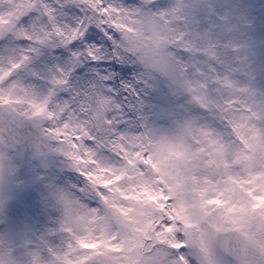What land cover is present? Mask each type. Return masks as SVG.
<instances>
[{"label":"snow or ice","instance_id":"1","mask_svg":"<svg viewBox=\"0 0 264 264\" xmlns=\"http://www.w3.org/2000/svg\"><path fill=\"white\" fill-rule=\"evenodd\" d=\"M108 14L138 15L157 47L159 33H171L194 78L164 88L112 53L97 59L91 42L108 33L93 19ZM63 32L77 39L48 43ZM102 109L106 146L141 159L149 145L165 153L202 200L225 207L244 249L235 264H264V0H0V264H121L117 253L124 264H168L163 247L146 253L137 241L131 253L121 244L132 216L106 198L74 230L67 213L48 207L59 200L70 210L64 192L54 190L39 212L25 195L42 179L37 161L47 167L50 153L72 155L65 143L96 139L90 118ZM143 163L159 174L151 157ZM203 264L222 262L209 254Z\"/></svg>","mask_w":264,"mask_h":264},{"label":"clouds","instance_id":"2","mask_svg":"<svg viewBox=\"0 0 264 264\" xmlns=\"http://www.w3.org/2000/svg\"><path fill=\"white\" fill-rule=\"evenodd\" d=\"M142 2L144 0H137V3ZM147 2L155 3L156 0ZM170 2L174 3L175 0ZM80 3L87 5L89 0H80ZM97 21L102 25L101 31L108 33L105 39L97 38L99 43L91 42L97 59L112 53L127 61L130 70L152 77L164 88L194 78L186 64L180 63L179 57L183 53L175 48L171 33H159L162 43L157 47L152 31L144 26L138 15L108 14L103 19L99 16L93 19L94 24ZM76 39L75 32L71 36L63 32L62 39L60 34L50 35L48 43L66 47L65 40L70 45ZM203 74L198 71L195 75ZM188 100H191L190 96ZM106 118L105 109L101 113H93L90 118V128L94 129L93 135L96 137L94 141L81 140L79 144L69 142L63 145L65 151L72 155L63 157L50 153L47 167H43L40 161L36 162L34 166L41 169L42 179L29 184L25 190V195L36 210H44V203L51 198L54 190L62 191L71 201V209H66L63 201L59 200L49 203L48 207L60 217H65L67 213L73 229L79 230L82 225L78 218L92 208H102L103 197L120 208L130 210L133 229L121 235L120 242L131 253L137 251L139 241L146 253L152 252L153 248L163 247L168 253L165 257L168 264L177 261L180 256L184 257L181 264H203L209 254L222 264H235L244 249L238 228L225 215V207L202 200L190 175H181L175 161L165 153L157 155L155 150H149L150 145L143 150L142 159L131 148L121 156L111 146H106V142L111 143L103 123ZM48 143L56 146L53 141ZM149 157L159 169V174L151 165L143 163V159ZM121 173L122 178L116 180L115 177ZM145 187L149 189L147 192L144 191ZM207 191L211 192L212 189ZM233 217L237 225L243 224L250 230L254 228V223L239 214H233ZM221 226L224 230L217 232ZM122 231L117 225L114 234ZM205 238L209 240L207 250L201 245ZM173 244H179L183 251L174 249ZM247 254L250 259L256 256L253 249H248ZM117 258L124 264L120 253H117Z\"/></svg>","mask_w":264,"mask_h":264}]
</instances>
